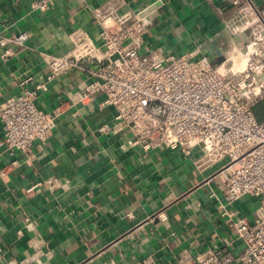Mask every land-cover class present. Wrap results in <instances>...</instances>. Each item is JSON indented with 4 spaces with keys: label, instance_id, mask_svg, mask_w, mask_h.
Returning <instances> with one entry per match:
<instances>
[{
    "label": "crops",
    "instance_id": "0c3cea01",
    "mask_svg": "<svg viewBox=\"0 0 264 264\" xmlns=\"http://www.w3.org/2000/svg\"><path fill=\"white\" fill-rule=\"evenodd\" d=\"M32 1L0 0V32L29 37V48L13 47L7 61L0 59V106L23 87L43 85L35 104L52 112L82 77L69 73L47 82L49 71L35 51L66 53L71 47L67 35L77 27L96 37L92 10L108 0H57L47 14L32 11ZM125 1L133 10L160 1L148 16L145 51L156 47L178 55L196 50L219 59L229 49L223 29L236 9L233 0ZM251 1L264 9V0ZM101 101L64 105L49 139L34 144L33 161L9 157L0 145V168L11 160L21 162L0 180V264H23L29 258L26 264H143L147 259L176 264L182 249L196 256L223 246L229 233L219 207L222 186L209 179L211 171L200 175L178 152L147 154L129 147L121 134L99 133L114 115ZM197 156L195 151L192 158ZM55 178L60 187L50 191L45 183ZM233 208L252 219L255 201L240 200ZM238 247L236 241L228 248Z\"/></svg>",
    "mask_w": 264,
    "mask_h": 264
},
{
    "label": "built area",
    "instance_id": "2783aa9c",
    "mask_svg": "<svg viewBox=\"0 0 264 264\" xmlns=\"http://www.w3.org/2000/svg\"><path fill=\"white\" fill-rule=\"evenodd\" d=\"M56 1L33 0L30 9L47 14ZM232 4L236 9L223 29L229 49L219 59L196 50L178 55L156 47L145 51L151 13L140 17L144 9H126L125 0H108L93 9L96 37L77 27L67 35L71 47L66 53L35 51L49 71L47 82L69 73L82 79L52 112L35 104L43 85L23 87L7 99L0 106L2 152L33 161L34 144L49 139L64 105H88L102 97L101 106L111 107L114 115L112 123L98 127L99 133L121 134L129 147L147 154L178 152L200 175L211 171L209 179L221 183L219 207L229 233L223 246L196 256L182 249L176 264H264V122L253 112L264 103V9L251 0ZM28 39L26 32H0V59L7 61L13 47L29 48ZM235 54L242 60L237 67ZM195 151L198 156L192 158ZM20 164L15 159L1 167L0 180ZM37 186L41 183L26 193ZM45 186L54 191L60 181ZM247 198L255 201L252 219L233 208ZM236 241L239 247L229 250Z\"/></svg>",
    "mask_w": 264,
    "mask_h": 264
},
{
    "label": "trees",
    "instance_id": "16d2710c",
    "mask_svg": "<svg viewBox=\"0 0 264 264\" xmlns=\"http://www.w3.org/2000/svg\"><path fill=\"white\" fill-rule=\"evenodd\" d=\"M253 112L255 114V117L258 122H263L262 119H264V103L260 102L258 103L254 108Z\"/></svg>",
    "mask_w": 264,
    "mask_h": 264
},
{
    "label": "water",
    "instance_id": "95a60500",
    "mask_svg": "<svg viewBox=\"0 0 264 264\" xmlns=\"http://www.w3.org/2000/svg\"><path fill=\"white\" fill-rule=\"evenodd\" d=\"M160 6V1L146 7L143 11L139 12L140 17H144L152 13L154 10H156Z\"/></svg>",
    "mask_w": 264,
    "mask_h": 264
},
{
    "label": "bare ground",
    "instance_id": "6f19581e",
    "mask_svg": "<svg viewBox=\"0 0 264 264\" xmlns=\"http://www.w3.org/2000/svg\"><path fill=\"white\" fill-rule=\"evenodd\" d=\"M238 56H239V54H238ZM238 56H236V57L234 58V61H235V67L239 66V65L241 64V61H242Z\"/></svg>",
    "mask_w": 264,
    "mask_h": 264
},
{
    "label": "rangeland",
    "instance_id": "374dc122",
    "mask_svg": "<svg viewBox=\"0 0 264 264\" xmlns=\"http://www.w3.org/2000/svg\"><path fill=\"white\" fill-rule=\"evenodd\" d=\"M236 56H238V55H237V54H235L234 58H235ZM238 57H239V56H238ZM262 121L264 122V119H262Z\"/></svg>",
    "mask_w": 264,
    "mask_h": 264
}]
</instances>
